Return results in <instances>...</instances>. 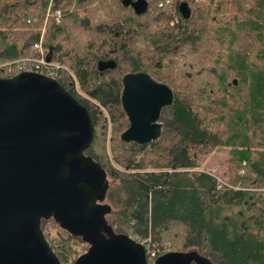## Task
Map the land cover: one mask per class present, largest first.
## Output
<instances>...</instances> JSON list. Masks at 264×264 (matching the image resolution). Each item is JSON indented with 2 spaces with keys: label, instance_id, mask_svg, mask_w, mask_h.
Wrapping results in <instances>:
<instances>
[{
  "label": "trees",
  "instance_id": "trees-1",
  "mask_svg": "<svg viewBox=\"0 0 264 264\" xmlns=\"http://www.w3.org/2000/svg\"><path fill=\"white\" fill-rule=\"evenodd\" d=\"M137 1L0 0V78L37 57L42 37L57 81L94 124L85 154L107 173V239L264 264V0H146L141 15ZM141 72L174 93L160 138L146 145L121 138L123 79ZM221 152L222 174L202 170ZM42 230L61 264L91 247L53 218Z\"/></svg>",
  "mask_w": 264,
  "mask_h": 264
},
{
  "label": "water",
  "instance_id": "water-1",
  "mask_svg": "<svg viewBox=\"0 0 264 264\" xmlns=\"http://www.w3.org/2000/svg\"><path fill=\"white\" fill-rule=\"evenodd\" d=\"M135 12L147 11L138 0ZM185 19L191 15L182 3ZM114 68L115 63L100 64ZM130 126L122 140L160 138L162 111L174 93L147 73L123 79ZM89 110L56 79L37 72L0 78V264H61L42 230L55 219L91 247L75 264H149L146 248L129 238L107 239L109 208L102 202L107 173L85 152L94 140ZM208 264L197 255L167 253L155 264Z\"/></svg>",
  "mask_w": 264,
  "mask_h": 264
},
{
  "label": "built area",
  "instance_id": "built-area-1",
  "mask_svg": "<svg viewBox=\"0 0 264 264\" xmlns=\"http://www.w3.org/2000/svg\"><path fill=\"white\" fill-rule=\"evenodd\" d=\"M56 15L59 16L60 12H56ZM34 50L37 51V57L22 60L16 63L17 69L15 73L12 67L8 68L7 73L10 75V78L24 72H37L57 80V75L47 63L46 55L43 49L42 37L40 41H38L34 45ZM143 245L146 248L147 259L149 264H155L159 257L169 252V250L165 251L166 248H163L162 250H155L151 247L149 243H147V241H145Z\"/></svg>",
  "mask_w": 264,
  "mask_h": 264
},
{
  "label": "rangeland",
  "instance_id": "rangeland-1",
  "mask_svg": "<svg viewBox=\"0 0 264 264\" xmlns=\"http://www.w3.org/2000/svg\"><path fill=\"white\" fill-rule=\"evenodd\" d=\"M91 17L93 18L94 21L102 20L104 18L102 12H93ZM107 149L109 151V148H107ZM225 158H226V153L221 152V153L215 154V156L213 158H211V160L206 164L207 166L202 167V170L211 169L214 173L222 174L221 166L223 165ZM259 215H260L261 219H264V208H263L262 215L261 214H259ZM165 246H166L165 251H167V250L171 251L172 249H173L172 251H174L176 249L175 247L172 248L170 244L165 245Z\"/></svg>",
  "mask_w": 264,
  "mask_h": 264
},
{
  "label": "bare ground",
  "instance_id": "bare-ground-1",
  "mask_svg": "<svg viewBox=\"0 0 264 264\" xmlns=\"http://www.w3.org/2000/svg\"><path fill=\"white\" fill-rule=\"evenodd\" d=\"M15 65H16V64H15ZM9 67H10V66H9ZM16 68H17V67H16ZM5 70H7V69H5ZM15 70H16V69H15ZM13 71H14V70H13ZM5 72H6V71H5ZM0 73H3V72L0 71ZM8 76H10V75H8ZM6 77H7V76H6Z\"/></svg>",
  "mask_w": 264,
  "mask_h": 264
}]
</instances>
